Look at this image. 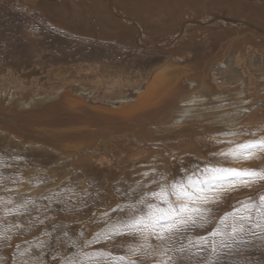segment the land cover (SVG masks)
I'll return each instance as SVG.
<instances>
[{
  "label": "rangeland",
  "instance_id": "rangeland-1",
  "mask_svg": "<svg viewBox=\"0 0 264 264\" xmlns=\"http://www.w3.org/2000/svg\"><path fill=\"white\" fill-rule=\"evenodd\" d=\"M98 1L100 0H59L58 2L52 0L46 3L47 5L53 3L54 8L65 5L69 9L66 15L67 21L77 23L76 27H72L63 24L64 22L61 25L53 22L52 18H50L52 21L49 20L39 11L40 6L27 4L25 0H0V90L5 91L8 87H13L15 92H29V95L36 91L54 90L64 82L52 76L56 68L64 67V70H72L73 67H80L84 69L79 70L78 73L74 71L66 82L89 86L101 102H105L106 99L114 100L119 95L126 94V91L143 84L162 64L172 61L170 59L172 52L185 58L181 56L182 61L176 60L175 63L184 66L195 64L196 60L190 62L193 54L188 56L189 52L201 50L202 54L207 53L208 47L206 46L209 41L213 40L212 35L215 34L222 39L231 34L234 35V30L245 33L246 29H243L242 24L236 29H231L227 21H222L217 24L218 27H209L210 30L204 31L205 33H202V28L193 29L195 31L192 32V29L180 26L182 19L178 16V12L169 15L168 10L162 9L169 6L168 2H166L168 5L164 3V0H150L157 1L158 3H154L160 4L158 6L153 2L150 4L149 0H127L126 3H119L118 7L126 13L133 14L132 11H137L132 18L139 24L143 19L139 7L142 6L145 9L144 4H148L147 9L150 10L148 15L156 16L160 13V17L154 21L156 23H146L145 29L142 28L141 33L140 31L138 33L133 25H129L115 15L109 17L110 19L103 17L101 12L105 10L104 6H99V10H95L98 7ZM172 1L175 2V0ZM176 1L175 7L179 8L178 5L187 6L191 0H182L183 3L180 0ZM192 1L195 4L194 9L198 8L196 0ZM215 1L219 4L231 1L230 3L233 4L237 0ZM240 1L243 5L235 8L233 17H237L234 19L238 20L240 17L239 20L246 21L245 19L249 18L259 27L264 28V0ZM91 4L96 5L93 9L91 8L93 12L86 11L87 5ZM223 8L219 7L217 10L214 9L215 11L209 10L206 11L207 13L202 11V13H206L205 15L213 13L217 17H224L229 9ZM194 14L192 10L189 16L184 15L187 18L183 17V20L191 18L197 21L198 18L195 19L197 15ZM80 18H83V22ZM143 21H146L145 18ZM81 22L85 24L90 33L88 31L86 34L81 33L83 32V30L80 31L83 27L80 25ZM69 27L74 28L76 32L71 28L68 29ZM176 32L178 33L176 40L171 41V34L176 35ZM148 33L154 39L150 36V39H147ZM250 33L253 32L250 30ZM126 34L133 39L137 36L136 38L144 43V47L137 48L135 43H132L133 40L124 38ZM166 38L170 42L168 46L166 45L167 48H155L159 40L163 42ZM255 41L257 45L254 44L245 54H235L239 64L235 65L234 62L233 64L238 67L239 72H242L241 75H244L239 77L245 83L250 84L253 92L256 91L255 97L263 98L264 102V39L259 37ZM151 44L156 45L155 49L149 47ZM199 46H203L202 49ZM224 50L225 57L222 58L226 59L233 49L226 46ZM182 76L174 79L175 86L170 89L175 88L177 83L180 84L185 74ZM230 79H234L232 73ZM160 84H166L164 78L160 79ZM161 93H157L155 99H160L163 95L165 97V93L162 96ZM246 93L248 95L249 91ZM256 101L260 102L261 99ZM263 115L264 112L261 111V119H264ZM261 119L254 123L247 121L246 130H242V135L259 139L264 137V120ZM239 136V134L235 136L232 134L228 138V141H232L233 144L226 142L225 139H222L223 142L220 139L221 144H219L215 138L210 143L204 138L205 142L199 145L201 151L198 149V153L197 151H194L195 154L187 153L182 162L172 165L171 173L167 172L169 173L167 180L183 179L186 173L194 174L193 179H203L205 165L236 169H252V167L253 169H264V149H258V158L256 160H254L255 157L251 158L244 165L243 163L240 165V162L237 164L232 162L230 156L214 155L227 152L226 145H236ZM165 138L168 140L167 137ZM0 140L3 142L0 141V174L5 176L3 180L6 181L5 184L0 183V264H65L66 261H70L71 264H126L128 260L137 261V264H159L165 260L168 264H264V226L256 229L251 226V223H246V230L238 233L236 239L223 238L224 245H230V247H220L219 241L222 238L215 237L217 248L214 253L210 246L211 238L209 245L197 247L195 244L196 238L210 233L225 213L241 208V201L256 203L259 206V197L264 195V180L257 179L247 186L235 187L232 191L224 193L219 201L209 203L207 207L211 209L208 216L210 223L203 228L189 226L164 240L150 236L147 241L148 246L139 247V250L133 254L132 250L141 245L142 241L125 225L129 224L133 217L148 211L145 205L137 203L141 197L150 203H159L152 196H144V193L157 190L159 183L162 182L160 174L153 179L157 182L156 184H153L151 179H149L151 182L136 181V176L131 171L133 170L132 164L136 162L131 160V164L124 162L120 165L117 162L119 168L115 165L110 168L107 166L100 168V165H96L94 173L91 170L93 175L89 178L79 171V166L78 168L72 167L73 169L69 171L66 170L67 165L56 160L57 158L51 153L43 154L40 150L36 152L32 148L30 150V148L21 147L20 143L15 145V143L8 142L9 140L2 138ZM255 165L257 166L254 168ZM129 167L130 170H128ZM28 178L26 189L21 182H25ZM12 179L15 183H12ZM171 199L174 204L179 203L175 197ZM248 214L255 221V209ZM226 223L229 225L226 231H230L233 218H227ZM115 228H120L122 235H115L114 231H109ZM101 231L109 233L111 238L100 239L96 243H85L92 241ZM190 240L193 246L187 247ZM182 247L185 250L180 252L179 249ZM98 252L111 255L108 257L95 255ZM112 257H124L125 259L117 261Z\"/></svg>",
  "mask_w": 264,
  "mask_h": 264
},
{
  "label": "bare ground",
  "instance_id": "bare-ground-1",
  "mask_svg": "<svg viewBox=\"0 0 264 264\" xmlns=\"http://www.w3.org/2000/svg\"><path fill=\"white\" fill-rule=\"evenodd\" d=\"M25 1H26L25 3L27 4L29 3L33 6L36 7L40 6L41 8H38L39 11L43 13L45 16H47L49 20H51L50 18H52L53 22L60 23V25L62 22H64L63 24H68V26L71 25L72 27L73 26L76 27L77 23L74 24L67 21L66 15L69 12L68 11L69 9L65 5L59 6L58 8L57 7L54 8L52 6L53 3H51L50 5L46 4L47 2L52 0H25ZM58 1L59 0H54V2H58ZM164 1H165L164 3L166 5L169 4V6L167 8L165 7L162 9L168 10L169 13L167 12L166 13L169 15L172 13L176 14L178 12V16L181 17L182 23L184 24L181 25L182 24L181 23L180 26H186L185 29L187 28H189V30L192 29V32L198 30V28L203 29L202 33L204 31L206 32L210 30L209 27L217 26V24L222 21L223 22L227 21L228 24L231 25L230 26L231 29L232 28L236 29L239 25L242 24L244 27L243 29L246 28L247 31L245 29L244 30L245 33H243L242 31L234 30V33L232 32L234 35L229 33L232 36L230 35L229 37H224L222 39L217 37L215 34L212 35L213 40L209 41V43L207 40L208 43L206 46L208 47L207 53L202 54V52H200L201 50L199 51L196 50L194 52L193 50H191L189 52L188 56H190L191 53L193 54L192 55L193 57L191 56L190 58V62H194L196 60L195 64L194 63H191L189 65L185 64L184 66L182 64L175 63L176 60L177 61L180 60V62L182 61V59H180L182 55L179 56L177 55V53L172 52L173 55L170 57V59L174 61V67H175L172 71H169L167 74L165 73L166 68L170 65V61H169L168 65L164 69H162L163 73L158 75L152 74V76L149 74L150 76L145 80V82L143 81L144 82L143 84H141L140 86H136L130 91L129 90L126 91L125 92L126 94L119 95L114 100L106 99L105 102H101L98 98H96L97 95L95 96L92 90H90L89 86L81 83L70 84L66 82L69 79V75H73L74 71L78 73L79 70L84 69V68L81 69L80 67H73V68L71 67L72 70L70 69L64 70L63 69L64 67L56 68L52 76H54L57 79L60 78V81L64 80V82L60 86L56 87L54 90L46 89L44 91L43 90L36 91V92H32L31 95L28 94L29 92L28 93L15 92V89L13 87L12 88L8 87V89H6L5 91L3 90L4 92L0 90V138L9 140L8 142L15 143V145L17 143L18 144L20 143L21 147L30 148V150L32 148L35 149L34 151L36 152L40 150L42 151L43 154L45 152L51 153L57 158L56 160H59L67 165L68 168L66 170L69 171L72 167L78 168L79 166V171L81 173H84V175H87L88 177L93 175L94 166L96 165H100L99 166L100 168L105 166L110 168L114 165L115 166L119 164L121 165V163L123 164L124 162H128L129 164H131L130 161L133 160L134 162L138 163V164L136 163L132 164L133 166L131 165L133 167V170L131 171L133 172L132 174L136 176V181L141 180L146 182H151L149 179H151L153 182V179L156 176H158L157 174H160L161 177L166 176L167 178V175H169V173L167 172L171 173L170 171L172 170L171 166L177 162H182L185 154L186 155L187 153L195 154L194 151L196 152L199 149V145L201 146L205 142V139L209 140V142L211 143L212 139L214 140L215 138V140L217 139L216 142H219V144H221L220 139L221 140L225 139L226 142H230L228 141L229 140L228 138L232 136V134H234V136L239 134L240 135L238 137L239 140L236 143V145H231L233 144L231 141L230 142L231 144H228L229 146L226 145L227 150L223 148L227 152L229 151V149H235L239 144H243L245 142H249L253 140H259V138H252V137L250 138L249 136L247 137L246 135H242L243 133L242 130H246L245 124H247L246 123L247 121L249 122L253 121V123L256 120L260 121L261 111L264 112L263 98L259 97V99H257L255 97L256 91L253 92V90L250 88L251 87L250 84L245 83V81L239 77L242 72L241 71L239 72L238 67L235 66L236 63L239 64L238 57L236 59L235 54L236 53L237 55L243 53L245 54V52H247V50H250V48H252L254 44L257 45L255 41L256 39H258L259 37L264 39V28L259 27L256 24V22L254 23L249 18L248 19L244 18L246 21L242 19L239 20L240 17L238 20H235L237 17V16L233 17L235 8L243 5L241 3L242 1L240 0H237L233 4L230 3L231 1H228L227 3L219 4L215 0L212 1L196 0V5L198 4V8L195 7L196 9H194L195 4L193 3L192 0L188 4L190 6H188L187 4H186L187 6L184 7L178 5L179 8L175 7V2H177L176 0L175 2L172 0H164ZM258 1H262V0H258ZM124 2L126 3L127 0H119V2H116V0H100L98 1V7H96V5L92 6L94 4L93 3L90 6L87 5L88 7L86 11L89 10L92 11L91 8L93 9V7H96L95 10L96 9L99 10V6L100 7L104 6L103 8L105 10H102L103 12H101V14H103L102 15L103 17L111 18L112 15H115V17H119L122 21L128 23L129 25L130 24L133 25L134 29H136L138 33L139 31L141 33L142 28L145 29L146 23L154 24L156 23L154 22L155 19L160 17L159 16L160 13L156 16L148 15L150 11L148 10L149 8L147 9L148 4H144L145 9H143L142 6L139 8L140 11H142L140 12L141 17H143V19L145 18L146 21H143L142 19L141 24H139L138 21L136 22L132 18L134 17V14L137 12L135 9H133L135 11H132L133 14H130V12L129 13L127 12L128 13L127 14L125 10H121L120 7H118L120 4ZM152 2L158 3L157 1H150L149 3L153 4ZM166 2H168V4ZM204 2L205 3L207 2V4H204ZM155 3L154 5L156 6L160 5V4L157 5ZM181 3H183V1ZM219 7L222 8L226 7L227 9H229L228 14L226 13L225 14L226 16L224 17H217L213 13H208L207 15H205L207 13L206 11L214 10V9L217 10ZM223 9L221 10L223 11ZM192 10L193 13H195L194 15L195 16L197 15L195 17V19L198 18L197 21L196 20L193 21V19L191 18L188 20H183V17L185 19L187 18L184 15L187 14V16H189V14L192 13ZM202 11L206 13L204 14L202 13ZM92 12H88V14L90 13L92 14ZM80 19L82 21L83 18ZM135 19H136V15H135ZM115 21L117 22V20ZM82 22L80 25L83 27L81 28L80 31L83 30V32L81 33L86 34L88 28ZM70 28L71 27H69L68 29ZM71 29L76 32L74 28ZM78 29L80 28L78 27ZM119 29L120 28H118V30ZM250 30L253 33H250ZM127 32H129V30H127ZM177 32L175 33L176 35L171 34L172 35L170 38L171 41H173L176 38L178 34ZM88 33L90 32L88 31ZM148 34L149 35L147 39H150L149 36L151 37L152 35H150V33ZM210 34L211 33H209V35ZM227 35L228 34H226V36ZM257 36L258 38H256ZM125 37L126 39L133 40L132 43H135V46L137 48L142 47L144 44L141 40L136 38L137 36L134 37L133 39V38H129L126 34L124 38ZM168 43L170 42L166 38V41L163 42L162 41L160 42L159 40V42L156 44L157 46L152 44L148 46L151 48H154L156 46L155 48L157 49L160 48L164 49L167 48V46L169 45ZM226 46H229L233 50L231 51L232 53H230L226 57V59H223L222 57L224 56V51H225L224 47L226 48ZM202 47L203 46H199L200 49H202ZM233 62L235 65L233 64ZM231 73L233 74V78H234L232 80L230 79ZM183 74H185V76L183 80L180 81V84L177 83V86L175 88L170 89V87L175 86V82H173L174 79H179ZM161 78L165 79L166 84L163 85L160 84ZM150 84H153L154 87L152 86L151 92H149L148 89L145 90V92L149 95L148 100L145 103L146 105L145 112L138 113L136 116L126 120V123L116 118L111 119L113 124H115L116 126H112L104 122L101 123L99 121H97L98 122L97 123L94 121V119H92V117L88 116L87 111L84 109V105L88 103L99 104L100 106H105V105L117 106L118 104L122 105L124 103L130 104V102L132 101L135 102L137 95L140 94V92H142L144 88H148ZM26 90L28 89L26 88ZM248 91L249 94L246 95L247 94L246 92ZM159 92H162L161 96L162 94L165 93V97L163 95L162 97H160V99L158 98L155 99L156 94ZM69 94H74V96L72 95L69 96ZM71 99L73 102V106L70 104ZM260 99H261L260 102L256 101ZM87 100L90 102H85ZM147 125L151 129L147 128ZM150 125H152L154 128ZM140 128H141V133L139 132ZM52 129L67 133L69 132V130L70 131L73 130L76 133L78 132L77 138H86V139H79L76 143L71 141V143H69L68 145L66 146L63 145L62 148L60 147L55 148V147L47 146L48 144L40 143L36 139H32L31 141H29L26 135L27 133V134L35 135L36 137H40V134H43L44 132H51ZM165 137H167L168 140ZM197 142H199V144H197ZM226 142L225 144H227ZM164 143L167 147L163 145ZM7 147L8 146H6V148ZM78 147H80V149H78ZM258 149L259 148H257L254 151L248 152L245 155L250 156L251 158L255 157L254 160H256L258 158V152H257ZM24 153L25 152H23V154ZM250 159H246L243 157L239 159L230 157V160L232 162H235L236 164L240 162L239 163L240 165H242V163L244 165L246 161ZM256 166L257 165H255L254 168ZM120 169L122 170V168ZM91 170H93V173L91 172ZM128 170H130V167L128 168ZM144 173H147V175H144ZM4 178L5 176H3L1 173L0 183L1 182H3L4 184L6 183V181H4L5 180ZM130 178H132V176ZM13 179H12V183H15ZM27 180H29V178L26 179L25 182H21L24 188L27 187L26 186L28 184Z\"/></svg>",
  "mask_w": 264,
  "mask_h": 264
},
{
  "label": "snow or ice",
  "instance_id": "snow-or-ice-1",
  "mask_svg": "<svg viewBox=\"0 0 264 264\" xmlns=\"http://www.w3.org/2000/svg\"><path fill=\"white\" fill-rule=\"evenodd\" d=\"M257 148L264 149V137L239 144L235 149H229L228 152L214 155L250 159L251 157L245 154ZM203 172L205 173L203 179H193L194 174L188 173L185 174L183 179L175 181H168L165 176H162L161 181L163 182L159 183L156 191L144 193V196H152L159 203L153 204L141 197L137 203L145 205L148 211L133 217L131 222L125 225V227L132 230V234L138 235L142 241L141 245L132 250L133 254L139 250V247L148 246L147 241L150 236H155L158 240H164L170 235L187 229L189 226L203 228L207 223H210L208 216L211 209L207 207L209 203L219 201L224 193L232 191L235 187L247 186L257 179L264 180V169H236L205 165ZM144 175H147V173H144ZM156 183V181H153V184ZM172 197H175L179 203L174 204ZM240 204L241 208L234 209L231 213H225L210 233L206 236L197 237L196 246L209 245L211 238L210 246L214 253L217 248L215 237L219 236L222 238L219 241L220 247H230V245H224L223 238L236 239L238 233L246 230V223H251V226L256 229L264 226V211H262L264 210V195L259 197V206L256 203L246 201H241ZM253 209L256 211L255 221L248 214ZM227 218H233L230 231H226L229 228L226 223ZM109 231H114L115 235H122L120 228L110 229ZM110 238L109 233L101 231L96 234L92 241H86L85 243H96L100 239L108 240ZM192 246L193 244L190 240L187 247ZM184 250L185 248L183 247L179 249L180 252ZM95 255L108 257L111 254L98 252ZM161 255H164V253H161ZM112 259L123 261L125 258L112 257ZM65 264H71V262L66 261ZM126 264H137V261L128 260ZM159 264H168V261L165 260L159 262Z\"/></svg>",
  "mask_w": 264,
  "mask_h": 264
},
{
  "label": "water",
  "instance_id": "water-1",
  "mask_svg": "<svg viewBox=\"0 0 264 264\" xmlns=\"http://www.w3.org/2000/svg\"><path fill=\"white\" fill-rule=\"evenodd\" d=\"M169 61H167L165 64L162 65V67L158 68L153 72L154 75H158L163 73L162 69H164L168 65ZM174 61H170V65L166 68L165 73L167 74L169 71H172L174 69ZM152 86L153 84H150L148 88H144L140 94H136V100L135 102L132 101L130 104H118L117 106H100L99 104H85L84 109L87 111L88 116L92 117L95 122L99 121L101 123H108L112 126H116L113 124L111 119H118L122 120V122L126 123V120L136 116L138 113H143L145 112L146 108V101L148 100V94L145 92L146 89L149 90V92L152 91ZM154 87V86H153ZM74 94H69V96ZM85 102H90V101H85ZM70 104L73 106L72 99L70 100ZM109 119V120H108ZM98 123V122H97ZM152 126V125H150ZM153 127V126H152ZM147 128L148 125H147ZM154 128V127H153ZM151 129V128H149ZM139 132L141 133V128L139 129ZM78 132H74L73 130L67 133V132H62L59 130H53L51 132H44L43 134H40V137H36L35 135L32 134H27L28 140L31 141L32 139L38 140L40 143H45L48 144L47 146L50 147H55V148H62V146H66L71 141L77 142L79 139H86V138H77ZM80 149V147H78Z\"/></svg>",
  "mask_w": 264,
  "mask_h": 264
}]
</instances>
